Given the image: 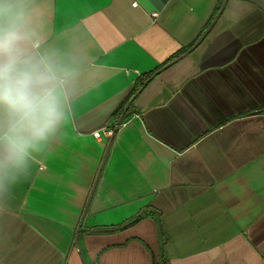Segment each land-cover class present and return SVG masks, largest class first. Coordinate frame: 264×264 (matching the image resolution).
Listing matches in <instances>:
<instances>
[{"label":"crops","instance_id":"crops-1","mask_svg":"<svg viewBox=\"0 0 264 264\" xmlns=\"http://www.w3.org/2000/svg\"><path fill=\"white\" fill-rule=\"evenodd\" d=\"M223 2L27 0L25 55L73 75L0 200V264H264V10L229 0L151 78Z\"/></svg>","mask_w":264,"mask_h":264},{"label":"clouds","instance_id":"clouds-1","mask_svg":"<svg viewBox=\"0 0 264 264\" xmlns=\"http://www.w3.org/2000/svg\"><path fill=\"white\" fill-rule=\"evenodd\" d=\"M27 0H0V200L33 152L65 119L72 70L48 55H25L33 35Z\"/></svg>","mask_w":264,"mask_h":264},{"label":"water","instance_id":"water-1","mask_svg":"<svg viewBox=\"0 0 264 264\" xmlns=\"http://www.w3.org/2000/svg\"><path fill=\"white\" fill-rule=\"evenodd\" d=\"M229 0H224L220 10L218 11V13L216 14V16L214 17V19L212 20V22L210 23V25L204 30V32L202 33V35L199 37V39L194 43V45L192 47H190L184 54L180 55L178 58L170 61L169 63H167L166 65H164L162 68H160L154 75H152L151 78H154L159 72L163 71L164 69H166L167 67L171 66L173 63H175L179 58H182L183 56L189 54L192 50H194L201 42L202 40L207 36V34L210 32V30L213 28L214 24L216 23V21L219 19V17L221 16L223 10L225 9L227 3ZM245 1H249L254 3L255 5H257L258 7H260L261 9L264 10V0H245ZM143 88V87H142ZM142 88L140 90H142ZM139 90V91H140ZM133 97L130 102L126 105L122 115L117 119V123L118 125L123 121L128 109L130 108V106L132 105L133 101H134Z\"/></svg>","mask_w":264,"mask_h":264},{"label":"built area","instance_id":"built-area-1","mask_svg":"<svg viewBox=\"0 0 264 264\" xmlns=\"http://www.w3.org/2000/svg\"><path fill=\"white\" fill-rule=\"evenodd\" d=\"M134 4L138 5L137 2H135ZM152 15H153V17H156L158 15V13H153ZM113 132H114V128L105 129V134H107L108 136H111L113 134ZM97 136H100V134L97 133Z\"/></svg>","mask_w":264,"mask_h":264},{"label":"trees","instance_id":"trees-1","mask_svg":"<svg viewBox=\"0 0 264 264\" xmlns=\"http://www.w3.org/2000/svg\"><path fill=\"white\" fill-rule=\"evenodd\" d=\"M122 111H123V109H122ZM122 114V112L120 113V115Z\"/></svg>","mask_w":264,"mask_h":264}]
</instances>
